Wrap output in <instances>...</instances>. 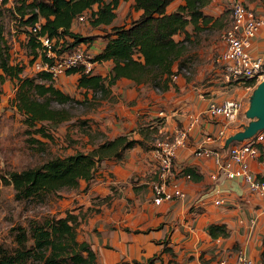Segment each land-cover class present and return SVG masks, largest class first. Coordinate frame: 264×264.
Wrapping results in <instances>:
<instances>
[{
    "label": "crops",
    "instance_id": "1",
    "mask_svg": "<svg viewBox=\"0 0 264 264\" xmlns=\"http://www.w3.org/2000/svg\"><path fill=\"white\" fill-rule=\"evenodd\" d=\"M184 1L172 0L167 10H175ZM243 1L264 16V0ZM134 2L120 0L112 22L102 26L111 29L128 25L142 12ZM230 2L211 0L204 6V12L212 14L211 20L215 21ZM202 20L199 18L198 26L189 22L175 37L189 42L198 35ZM85 22L89 21L75 19L72 28L82 33L100 34L97 30L83 31ZM25 35L18 33L19 37ZM100 38L88 42L92 57L106 46L108 38ZM80 44L85 46L84 42ZM223 46L221 39L215 56ZM251 50L264 56V23L252 38ZM186 51L180 57L190 59H186L188 72L181 69L166 88L157 89L149 82L137 83L126 76L110 85L101 118L104 139L128 132L144 138L145 144L127 148L121 158L103 159L92 177L81 179V189L68 198L69 207L59 213L70 211L76 215V237L91 244L97 255L95 264H200L203 261L218 264V256L233 252L239 246H244L256 259L263 248L264 216L261 215L264 214H258V208L264 204V195L250 190L241 176L220 174L213 178L214 158L194 151L202 143L227 148L226 139L221 141L216 137L222 121L204 112L208 102L235 96L241 97L244 104L251 88L242 83L231 86L224 83L215 56L205 67L202 59L195 60L193 52ZM180 57L174 62L175 70L179 69ZM112 64L111 59L93 60V71L109 74ZM65 75H75L78 82V72L58 77ZM191 122L194 124L189 129L187 142L178 147L175 155L177 180L186 194L156 203L152 184L158 177L159 160L154 144L160 136ZM152 127L157 130L154 142L143 133V129ZM239 128L243 126L229 128L228 135ZM208 133L212 139H206ZM251 166L256 173H264V157L252 159ZM182 169H191L192 177L180 174ZM215 186L220 189L219 193ZM218 195L223 198L221 203L214 202ZM213 222L226 223L229 234L212 236L208 227ZM150 257L154 258L152 263H148Z\"/></svg>",
    "mask_w": 264,
    "mask_h": 264
},
{
    "label": "trees",
    "instance_id": "2",
    "mask_svg": "<svg viewBox=\"0 0 264 264\" xmlns=\"http://www.w3.org/2000/svg\"><path fill=\"white\" fill-rule=\"evenodd\" d=\"M172 0H135L134 6L142 12L126 26L107 29L108 38L104 49L96 53L92 60L111 59L109 74L94 72L93 67L86 70L84 64L67 69V73L78 72V86L85 93L91 90L110 91V85L119 77L132 78L137 83L149 82L154 86L166 88L172 74L179 69L173 68L184 52L183 39L175 34L186 29L189 22L197 25L199 18L209 22L214 16L204 12L203 7L211 0H185L175 10L168 11ZM120 0H20L14 10L23 18L22 25H29L42 18L40 33L57 37L59 52L70 49L81 42H90L95 34L82 33L72 28L79 14L86 12V20L94 26L112 22L117 14ZM97 4V7L94 6ZM230 9L225 8L216 20L226 18L230 22ZM1 13V11H0ZM226 24V25H227ZM198 26V25H197ZM0 21V76L9 74L17 77L18 88L13 103L24 114V120L39 126L46 123H59L69 118L63 106H53L56 100L65 103L73 97L54 83L51 72L43 70L40 78L22 75L23 63L12 62L11 44ZM29 30V29H28ZM30 31V30H29ZM27 45L34 53L40 54L41 44L28 32ZM34 129L32 132H39ZM40 141L36 137L32 138ZM137 143L145 144L142 137L120 133L106 138L87 150H76L65 155H54L39 165L9 171L8 180L13 183L15 196L44 197L49 191L59 192L63 187L79 186L81 179H89L105 158H121L125 150ZM150 147V146H148ZM260 158L264 157V141L260 143ZM193 174V171L187 169ZM264 179V173H258ZM77 217L70 211L53 215L45 221L36 222L28 230L24 225H14L15 244L11 247L0 243V264H95L97 255L88 241L76 237ZM209 233L216 237L226 236L229 229L226 223H210ZM150 257L148 263H152Z\"/></svg>",
    "mask_w": 264,
    "mask_h": 264
},
{
    "label": "rangeland",
    "instance_id": "3",
    "mask_svg": "<svg viewBox=\"0 0 264 264\" xmlns=\"http://www.w3.org/2000/svg\"><path fill=\"white\" fill-rule=\"evenodd\" d=\"M13 3L20 4V0H7L0 9V21L3 23L9 44H11L13 62L23 63L22 75L40 78L41 71L36 70L33 66L34 53L27 45L28 32L30 31L25 23L22 25L23 18L14 10ZM225 5L230 9V3ZM227 22L228 19L225 17L209 22L202 20L198 35L189 39V42L183 40L184 53L190 49L193 52V58L195 60L202 59L206 67L217 53L216 48L220 46L221 34ZM83 29L86 32L97 30L100 34H92L96 35L95 38L98 36L102 38L105 37L104 33L108 27H93L89 22H85ZM19 32L26 35L19 37ZM16 43L17 47H15ZM84 45L86 51L91 54L88 50L89 44L84 42ZM199 47H202V50ZM186 59V57L185 59L180 57L179 63L183 61L186 66ZM0 71H2L1 68ZM18 81L17 77H12L9 74H6L4 78L0 76V243L9 247L15 244L14 225L22 224L30 230L34 223L45 221L46 218L57 215L69 207L67 206L68 198L81 189L80 186L63 187L61 192L49 191L44 197L36 195L17 198L14 185L8 180L9 171L39 165L54 155H65L79 149L87 150L102 141L104 135L101 118L105 109L103 104L110 92L104 93L101 89L91 90L88 95H85L83 89L78 86L75 75L54 78V83L58 87L75 96L65 103L52 101L53 106L65 107L69 118L59 123L49 122L42 126L30 125L24 120V114L13 103ZM157 89H161V87ZM252 91L253 89H250L248 92V98L236 120L229 123L231 128L241 127L248 123L250 117L246 115V109L250 104ZM39 127V132H32ZM143 133L150 142H154L157 137V130L154 127L143 129ZM33 137L40 139L41 142L33 140ZM262 243L263 248L259 250L258 259L255 258L257 264H264V237Z\"/></svg>",
    "mask_w": 264,
    "mask_h": 264
},
{
    "label": "built area",
    "instance_id": "4",
    "mask_svg": "<svg viewBox=\"0 0 264 264\" xmlns=\"http://www.w3.org/2000/svg\"><path fill=\"white\" fill-rule=\"evenodd\" d=\"M7 0H0V9ZM230 22L221 34L224 41L223 48L215 56L218 64L220 77L227 85L231 86L242 83L253 89L258 81L264 77V56L251 50L252 38L264 23V16L243 0H231ZM87 13L83 12L76 19L86 20ZM42 18L39 17L28 25L31 34L40 42V54L34 57L33 66L38 71H49L53 78L67 73V69L84 64L86 70L92 68V55L81 45H75L70 49L59 52L57 37L48 33H40ZM24 27V26H23ZM182 70L188 72L186 66ZM180 71V70H179ZM179 71L172 74V79L179 76ZM243 107L241 97H227L222 100L211 99L206 111L210 117L219 118L222 123L216 133V137L224 141L228 136L229 123L235 121ZM161 114H164L161 112ZM188 126H177L170 134L159 137L155 143L158 157V177L153 181V199L160 203L165 199L184 197L186 192L177 180L175 155L178 147L186 144L189 129ZM208 133L206 139H212ZM264 141V129L242 140H234L225 149L223 147L208 146L204 143L198 145L194 151L198 155L212 156L215 160L216 169L211 173L213 178L220 174L228 177L241 176L247 182L253 192L264 195V179L254 171L251 166L252 159L260 155V143ZM180 174L192 177L190 171L181 170ZM216 191H220L215 186ZM223 198L215 196L214 202L221 203ZM258 214H264V204L259 206ZM200 264H210L203 261ZM218 264H257L244 246L237 247L233 252H226L218 256Z\"/></svg>",
    "mask_w": 264,
    "mask_h": 264
},
{
    "label": "water",
    "instance_id": "5",
    "mask_svg": "<svg viewBox=\"0 0 264 264\" xmlns=\"http://www.w3.org/2000/svg\"><path fill=\"white\" fill-rule=\"evenodd\" d=\"M246 115L250 117L248 123L226 137L225 147H228L234 140H242L255 134L258 130L264 129V77L253 88Z\"/></svg>",
    "mask_w": 264,
    "mask_h": 264
}]
</instances>
